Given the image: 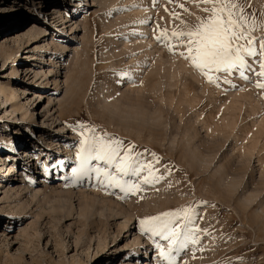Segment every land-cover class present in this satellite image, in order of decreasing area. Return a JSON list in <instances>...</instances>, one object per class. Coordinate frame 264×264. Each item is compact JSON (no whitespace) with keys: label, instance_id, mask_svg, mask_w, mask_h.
I'll list each match as a JSON object with an SVG mask.
<instances>
[{"label":"rangeland","instance_id":"rangeland-1","mask_svg":"<svg viewBox=\"0 0 264 264\" xmlns=\"http://www.w3.org/2000/svg\"><path fill=\"white\" fill-rule=\"evenodd\" d=\"M34 2L38 8L39 0H0V9L6 15L0 21V44L15 50L19 58L16 61L3 53L0 56V91H9L7 102L0 96V150L7 154L14 152L8 139L16 145L22 134L26 143L34 145L38 139H31L29 133L35 131L38 138L41 134L37 130L43 126L42 106L37 109L34 89L25 93L21 89L22 83L29 87L45 83L40 84L45 76L34 77L33 71L26 75L25 70L28 66L40 71L45 65L35 56L27 57L31 55L29 50L40 43L29 47L25 34L36 18H26ZM47 2L41 3L38 10V16L47 20L44 26L49 28L46 36L41 34V43L48 38L63 40L71 50L63 58L60 53L54 57L58 65L65 64L61 79L71 73L70 105L63 107V120L68 126L63 132V126L54 127L61 124L59 121L53 125L54 145L47 146L50 141L42 140L45 149L38 173L36 169L27 172L26 189L14 182V189L0 186V248L4 250L0 252V264H81L90 260L86 255L95 254L100 241L108 242L101 263L117 264L127 254L115 251L116 245L127 243L123 224L117 223L125 217L148 244L142 248L139 262L144 264L149 258L147 264H169L156 245L168 251L170 242L146 233L140 223L168 212L181 213L177 224L201 230L196 233L198 243L189 240L183 248L177 244L172 264H264V88L257 86L264 83V76L259 75L264 71V55H259L264 41V0H237L248 18L245 30L255 37L258 55H245L248 68L211 71L210 75L219 77L215 82H209L189 59L180 56L187 49L171 38L173 32L191 30L209 17L211 13L204 9L212 8V4L202 0H110L103 7L95 0H83L86 9L78 13V18L83 19L86 13L89 26L78 32L86 39L78 40L72 39L70 23L63 25L60 20L57 27L50 26L55 4ZM67 3L75 4L76 0ZM19 4L23 15L12 16L13 6ZM6 5L12 6L9 13L4 10ZM74 7H70L69 15H74ZM142 25H146L145 38L153 39L152 44L143 47L138 45ZM161 31L171 39L157 40ZM76 46L79 48L73 50ZM46 54L44 59L49 63L51 58ZM55 87L49 81L41 92L52 95ZM43 99L46 103L48 98ZM70 136L75 137L69 146L75 159L72 163L64 148ZM100 136L118 138L126 147L135 145L133 167L150 164L151 175L147 168L139 176L124 175L96 160L88 167L108 169L124 187H116L95 172L81 175V142L86 137ZM26 160L20 163L23 171L31 162L28 156ZM44 163L48 164V176L40 177ZM3 174L9 175L7 171ZM145 177L151 182L145 183ZM40 179H46L48 186L41 195H32V187L42 188L34 182ZM133 183L140 185L139 191L126 190ZM80 206H85V216L70 219V210L74 209L73 214L80 212ZM185 209L192 210L191 225ZM116 213L122 216L119 220L113 218ZM4 231L11 232V236L19 232L20 236L8 237L10 242L5 245L1 241ZM83 242H88L90 249L82 250Z\"/></svg>","mask_w":264,"mask_h":264},{"label":"bare ground","instance_id":"bare-ground-1","mask_svg":"<svg viewBox=\"0 0 264 264\" xmlns=\"http://www.w3.org/2000/svg\"><path fill=\"white\" fill-rule=\"evenodd\" d=\"M14 1H15V3L17 2V0H14ZM45 1H48L47 4H50V5L55 4V6H53V9H52L53 12L51 14L53 19H54V21H53V23L50 24V26L51 27H57L56 26V22H58L60 20L62 21L61 24H63V25H65L67 23H70L68 27H69V30H70V34L73 35L72 39H78V40H79V38L82 39L84 37V33H83V35L81 37H79L78 32L80 30H83V31L85 30L86 31V27L88 25V20L87 19H89V17L87 16L86 13H85V15H84L85 17L83 19H82V17H81V19L78 18L79 17L78 13L80 11L83 12L82 10L86 9V5L83 4L84 3L83 0H82V2L79 1V0H76L75 4L67 3L70 0H67V1L66 0H39L38 4H40V6L38 8H36L37 3H35V2L32 3L29 6V8H28V12L29 13L26 15V18H29V20L33 18L32 16H34L36 18L35 19L33 18L34 21L32 23V26L29 27L28 31L27 32L25 31V34L28 35V40H27L28 41V46L30 47L35 42H40V43L36 44V46L34 45V47L31 46L32 48L29 50L31 52V55H28L27 57L35 56L34 59L40 61V62L37 61L38 63H41V64L43 63L45 65L40 67V71L37 70V69H32V68H29L28 66H26L25 70L28 71L26 73V75H31V73L33 71V73H35L34 77H37V76L40 75L41 78H42V76H45V79L42 80V82H40V84H43L44 81H45V83L43 84L44 86L43 85L42 86L38 85V86H30V87L26 83H22V86H21L22 88L21 89H23V93H25L26 91H28L30 89L31 90L34 89V91H33V94H35L34 102L37 103V105H38L37 109L41 108V106H42L41 118H42V121H43V126H41L37 130L41 134V135H39L38 138H37V136H35V131H32L31 133H29L30 135H32L31 139H38L37 142L34 145L33 144L31 145L28 142L26 143L25 139L23 138L24 135L21 134V136L19 137L20 141L16 145L12 143L11 139H8V140H10V146H11L10 148L14 152L10 151V153L7 154L5 152L6 150H0V163H1V165H0V170H1L0 171V186H2L3 188L6 187L7 185H9V189L10 188L14 189L15 187H12L13 186V182H14V183H20L17 186H19V187L23 186L21 188L26 189V187H27V172H31L33 169H36L37 173H38V166H39V163H40L39 160H40V157H41L40 155H41V153H43V151L45 149V144L42 143V140L44 141V139H45L47 141H50V143L49 142L46 143L47 146L54 145V142H56V140H54V137H53V132L55 131V130H52L53 125H55V123H57V121H59L61 124H59V125L57 124L54 127L63 126V129H64L63 132L66 130L65 128L68 126V124L65 123L64 120H63V113H64L63 112V107L70 105L68 97L70 95L69 89L71 88L69 86V81L71 80L70 79L71 78V75H70L71 73L69 71L70 78H69L68 73H67V74H65L64 79H61V75H62L61 74L62 73L61 67H62V65L64 63L61 62L58 65L59 62H57V61H59V60L56 61L54 57H55L56 53L57 54L60 53V55H61L60 58H63V56L66 54V52L71 51V50L69 49V47L67 45H64L62 43L63 40L61 42L60 41L55 42V40L51 41L52 38L49 41V38H48V39H44L45 43H41V39H40L41 34L43 33L44 36H46L47 35V30L49 29L48 27L44 26L47 23L46 18L38 16L40 14V12H38V10H39V8H41L43 6V5H41V3H43V2L45 3ZM95 1H97L101 6L103 5V7H104V5H106V4H108L110 2V0H95ZM21 2H23V1H21ZM71 6H75L74 9H73L74 15H69V10H70ZM11 7H12L11 5H6V7H4V10H7V13H9L11 11V9H10ZM21 8L22 7L20 6V4L16 5V6L14 5L13 6V10L11 11L12 16H15V15L17 16L19 14L23 15V13H21V12H23V11H21ZM5 16L6 15L3 14V11L0 9V21ZM69 16L72 17V18L70 19ZM26 18L23 19V22L25 21ZM18 19H20V18L18 17ZM145 22H146V20H145ZM64 28H66V27H64ZM145 31H146V25H142L141 28H140V37H139L141 41L138 44L139 46H142V47L145 46L146 44H149V43L152 44V40H153L152 38L151 39H149L148 37L145 38V36H146V32ZM25 34H23V35H25ZM60 36H63V34H60ZM144 38H145V40H144ZM18 41L19 40H14V43L18 42ZM68 42H69V40H68ZM18 47H19V50H20L21 49V45L18 46ZM76 48H79V47L76 46V47L73 48V50H76ZM52 49H54V51H52ZM1 53L5 54L6 56L8 55L9 56L8 58H16L15 57V54H16L15 50H10L9 48L6 49V47L4 45L0 44V56H1ZM45 53H47L46 55H50L51 60H50L49 63H48V60H47V63H46V61H45L46 58L44 59V56H45L44 54ZM6 56L4 57V55H3L4 62H6V60H7ZM18 59L19 58H16L15 60L17 61ZM34 59H32L31 61H34ZM44 66H46V68H44ZM64 66H65V64H64ZM73 66H76L75 62H74ZM58 67H60V68H58ZM14 68L15 67H13V70H14ZM17 71H20V70H17ZM51 73H53V74H51ZM160 75H161V70H160ZM49 76H51V77H49ZM73 79H74V77H73ZM49 81H51L52 84L54 86H56L55 89H54V92H53L54 97H53V94L52 95H48V94L44 95V93L41 92L43 90V88H45V86L48 85ZM61 83H63L65 85L64 86L65 88L63 87V85ZM1 88L2 87H0V90H1ZM62 91H63V94L60 95V93ZM10 92L12 93L13 96H15V91L11 90ZM8 93H9V91L6 92V93H2L0 91V96H3L4 100L6 102L8 101V97H7ZM43 97L44 98H48L46 103L44 102V99L42 100ZM39 98H41V99H39ZM41 110H40V112H41ZM32 117L33 116L31 115V118ZM263 123H261V124H263ZM5 125H3V127H5ZM260 127L262 128V125ZM19 129L21 130V128H19ZM70 130L71 129L69 128V131ZM48 135H50V136H48ZM1 137L3 139L4 136L2 135ZM69 139H70L69 143H67V144L63 143V144H65L64 148H65L67 154L69 155V159L71 158V160H70L71 162L70 161L69 162L72 163V162H75V159L72 158L71 152L73 150L69 149V146H71L72 143L74 144L73 139H75V137L70 136ZM47 146H46V148H47ZM61 147H62V145L60 147H58V148L61 149ZM76 151H77V149H76ZM20 152H22L21 153L22 155L20 154ZM74 154L76 155V153H74ZM26 156L29 157V160H31V162H29L30 163L29 167H27V169L23 171V170H21L22 167H21L20 163L23 160L25 162L27 161L26 160ZM18 163H19V166H18ZM47 165H48L47 163H44L43 169H42L44 171L43 172H39L40 177L41 176L43 177V176L47 175V173H46ZM4 168H5V170L3 171ZM6 171L8 172L9 175L5 176L3 174V172H6ZM62 177H64V176H62ZM34 182H36L37 184L39 183V185H43L42 188H41V186H40V188L39 187H32L31 188V190L33 192L32 195H38L39 196V195H41L40 193H43L45 191V188L48 186L47 185L48 184L47 180L46 179L45 180L44 179H40L38 182L36 180H34ZM28 188H30V186ZM5 191L7 193L6 189H5ZM17 206L18 205H16V207ZM84 207L80 206V212L77 210V212H75L74 214H73L74 209L72 208L70 210V213H69L70 215H68V217L70 219L73 218V217H74V219H76L75 215H77V217L80 219L81 216L82 217L85 216V212L83 210ZM87 207H88V205H87ZM88 208H91V207H88ZM121 217L122 216L119 213H116L115 215L113 214V218L114 219H118L119 220ZM123 217H125V216H123ZM117 223L120 224V225L123 224L121 229H125V232L127 233L126 236L123 235V238H125L127 240V243L124 244L123 246L116 245V248H115V251H120V253L127 251V254H124V256H123L124 257L123 260L120 261L117 264H143V261L139 262V259H140L139 254L141 253L142 248L146 247V245H148V244H145V241L142 240L141 233L139 231H135L136 226L134 227L132 225V223H129V221L127 220L126 217H125V219L123 218L122 221L119 220ZM2 234L4 235V238L1 241L5 245H6V243L10 242V240H8V237H9V239H12L15 236V238L17 239L20 236L19 232H15V235H12V236H11V232L10 233H6V231H4ZM91 241H92V238H91ZM83 243H84V247L82 248V250L87 251L86 249H88V248L90 249L91 245L90 246H86V243H88V242H83ZM82 246L83 245H81V247ZM107 246H108V242L107 241H105V242H101L100 241L98 243L97 250H96L95 254L93 253L92 256L91 255H86V256H89L90 260L88 259L87 261H81V264H94V263L102 264L101 262H103L104 259H105V258H103V255L104 254L106 255V253H107V251H105V248ZM77 247H78V245H77ZM67 248H68V246H67ZM3 251L4 250L2 248H0V252L2 253ZM147 252H149V251H147ZM86 253H88V252H86ZM121 254H120V256H122ZM120 256H119L118 261L121 258ZM145 257H148V253L145 254ZM100 258H102V260H99ZM148 259L149 258H145V263L144 264H147L146 260H148ZM97 261H99V262H97ZM103 264H111V263L110 262H108V263L106 262V263H103Z\"/></svg>","mask_w":264,"mask_h":264},{"label":"snow or ice","instance_id":"snow-or-ice-1","mask_svg":"<svg viewBox=\"0 0 264 264\" xmlns=\"http://www.w3.org/2000/svg\"><path fill=\"white\" fill-rule=\"evenodd\" d=\"M202 2L213 5L210 9H204V11L210 12L211 15L206 19H201L191 30L173 32L171 38L179 40V46L187 49L186 52H180L179 55L189 59L192 65L208 78L209 82H215L219 80V77L210 75L211 71L226 73L236 68H248L249 65L245 55L252 57L257 56L258 53L255 47V37L251 36L250 31L245 30L248 18L244 14L242 5L238 4L237 0H202ZM162 38L165 40L171 39L165 31H161V35L156 37L157 40ZM185 38L187 39L186 44L184 43ZM244 40L247 41V44L234 43V41ZM172 47L169 44L170 50H172ZM260 48L261 52L259 55H264V41L261 42ZM261 68H264V62L261 63ZM240 74L244 76L243 71ZM259 75L264 76V71H261ZM257 86L264 88V83H259ZM134 148L135 145L126 147L124 142L118 138L105 139L104 136L86 137L81 142V151L78 154L80 158L79 173L83 175L95 172L98 176L103 175L106 177L109 183L123 188L124 185L117 175L110 173L108 169H102L99 166L88 167L91 161L96 160L105 162L115 168L118 173L124 175L139 176L147 168L150 176L153 171L152 165L136 164L133 167L134 163H136L132 154ZM122 149L125 150L123 155H121ZM144 182L150 183L151 180L145 177ZM126 190L139 191L140 185L133 183ZM190 211L192 210H184V215L189 225L193 223L189 215ZM180 216L181 213L179 212H168L164 213L163 216L148 217L140 221L146 233L160 236L170 242L168 251H165L162 245H156L160 249V256L164 260L169 261V264H172V251L176 249L177 244L183 248L187 246L189 240L193 244L199 242L196 233L201 230L195 227H186L184 224H177L176 220ZM182 234L183 240L181 239Z\"/></svg>","mask_w":264,"mask_h":264}]
</instances>
